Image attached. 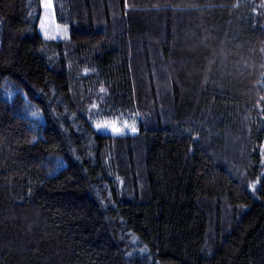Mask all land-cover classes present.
I'll return each instance as SVG.
<instances>
[{"label": "trees", "instance_id": "16d2710c", "mask_svg": "<svg viewBox=\"0 0 264 264\" xmlns=\"http://www.w3.org/2000/svg\"><path fill=\"white\" fill-rule=\"evenodd\" d=\"M89 1L54 0V42L42 0H0V264H264V0Z\"/></svg>", "mask_w": 264, "mask_h": 264}, {"label": "rangeland", "instance_id": "374dc122", "mask_svg": "<svg viewBox=\"0 0 264 264\" xmlns=\"http://www.w3.org/2000/svg\"><path fill=\"white\" fill-rule=\"evenodd\" d=\"M78 1L82 5L83 0H78ZM89 2L91 5V7H90L91 13H93L95 18H98V19L104 18L103 8L107 7V9H108V7L112 5L110 0H107V1L106 0H90ZM104 3H105V5H103ZM83 6H84V4H83ZM99 7H100V9L98 10ZM110 9L111 8H109L108 10H110ZM85 16H86V14H85ZM83 25L85 27H87V24L85 23V21L83 22ZM39 30H40V32H41V34L45 40L54 41V42H56V41L57 42H68V40L70 38L69 28L67 26L61 25L58 22V20L56 18V10H55L54 0H42V17H41L40 24H39ZM142 52H144V51L142 50V47L140 46V49L136 53L137 54L136 65H139L138 69L140 68L139 62H141L138 60L141 59V56L143 54ZM219 56H220V58H219ZM219 56H216V62L218 60H221V61L219 64L216 63L214 65L215 67H214L213 74L215 76L219 75L221 77L220 79H222L221 81L226 82L227 78L231 79V71H230L231 70V64H229V59H228L229 57H231V55L224 56V54H220ZM226 57H227V59H225ZM223 63H224V65H223ZM141 68H142V64H141ZM228 69L230 71L229 72L230 75L229 74L226 75V72H224ZM154 77H155L154 82L157 83L158 77L156 76V74H154ZM142 83L144 86L141 87L140 95H146L147 97L150 96V94H151L150 82L148 80H146V81H142ZM70 84H72V83H70ZM215 84L216 83H214L213 86ZM165 85L166 84H164V83L161 85L162 90H163L162 92L165 94V96L169 97V106L171 105L173 107V97L169 92L165 91ZM100 93H104V90L102 91V88L100 90L98 89V87L93 89V91L91 92V96L93 97V100H95ZM12 94L13 93H11L10 95H12ZM28 112H29V114H31V117L33 119L39 120V121L41 120V117L36 110L32 109L31 107H28ZM139 115L141 116L142 119H144L142 114H141V111H139ZM171 115H172V113H171ZM155 116H156L155 114H154V116L151 115V118L149 119L147 126H151L152 124L156 123V119H154ZM107 119L108 118H106V119L96 118L93 120V124H94L96 131H98L101 134H110V135H115L117 137L138 135V130L135 133H132V132L128 131L127 128L124 127L125 122H127L128 124H132V122L135 121V126L138 129L139 119L137 117H134L133 115H129L128 118H124V119H121V118L118 120H107ZM101 122L107 123L110 127L108 129L97 128L96 125L98 123H101ZM162 122L164 124H171V121H166L163 118H162ZM111 127L122 128L123 134H117V133L111 131L110 130ZM208 132L210 133V131H208ZM225 140H226V143H225L226 150L224 151L225 155L229 156V158H231V161L233 162V163H231V165L229 167L232 168L231 169L232 171H239V170H241V167L243 165H246V163H247V162L245 163V156L247 154L246 145L240 144V142H242L241 139L240 138L238 139L234 135H229L227 138H225ZM143 154H144V152L142 151L141 146H139L135 150V152L133 151V154H132L133 155L132 156L133 157V164L132 165L134 168V170L132 168V171H134V173L137 174V176H139L140 171H143V161H142ZM124 159L127 160L126 157H124ZM125 163H126V166L128 168L130 161H129V163H127L125 161ZM225 164H226V162H225Z\"/></svg>", "mask_w": 264, "mask_h": 264}, {"label": "snow or ice", "instance_id": "6c2138e0", "mask_svg": "<svg viewBox=\"0 0 264 264\" xmlns=\"http://www.w3.org/2000/svg\"><path fill=\"white\" fill-rule=\"evenodd\" d=\"M102 91H103V89H102ZM96 126H97V128H105V129H108L110 127L105 122L98 123ZM124 127L127 128V130L132 132V133H135L137 131V128L135 126V121H133L132 124H128L127 122H125ZM110 130L117 133V134H123V129L119 128V127H111Z\"/></svg>", "mask_w": 264, "mask_h": 264}]
</instances>
